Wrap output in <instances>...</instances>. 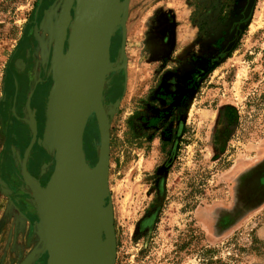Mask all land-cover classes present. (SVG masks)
I'll return each instance as SVG.
<instances>
[{
    "label": "rangeland",
    "instance_id": "obj_1",
    "mask_svg": "<svg viewBox=\"0 0 264 264\" xmlns=\"http://www.w3.org/2000/svg\"><path fill=\"white\" fill-rule=\"evenodd\" d=\"M39 1L0 0V264L48 261L37 199L61 118L47 101L75 10L42 0L36 17ZM249 1L129 0L102 85L108 264H264V0L246 15ZM101 147L94 114L93 170Z\"/></svg>",
    "mask_w": 264,
    "mask_h": 264
},
{
    "label": "water",
    "instance_id": "obj_2",
    "mask_svg": "<svg viewBox=\"0 0 264 264\" xmlns=\"http://www.w3.org/2000/svg\"><path fill=\"white\" fill-rule=\"evenodd\" d=\"M75 1L80 29L85 38L92 40V48L85 65L86 81L74 93L66 111L60 116L61 121H58L57 129L61 131V134L58 137L54 171L48 185L37 199L43 242L48 252L47 264H73L69 251L60 236V202L75 174L79 157L84 156V131L89 118L94 114L97 116L102 141L97 166L105 164V178L106 164L110 158V131L102 102V85L110 70L111 38L118 24L109 18L99 19L92 12L87 0H68V3L73 6ZM41 3L42 0L39 1L36 17ZM253 3L254 0L249 1L246 15L249 14ZM128 12L129 0H124V15L119 22L124 29ZM35 139L36 134L34 133L25 155L24 167H26Z\"/></svg>",
    "mask_w": 264,
    "mask_h": 264
},
{
    "label": "bare ground",
    "instance_id": "obj_3",
    "mask_svg": "<svg viewBox=\"0 0 264 264\" xmlns=\"http://www.w3.org/2000/svg\"><path fill=\"white\" fill-rule=\"evenodd\" d=\"M87 2L99 19L109 18L119 24L123 18V4L121 16L119 0H87ZM73 8L75 21L69 33L68 50L61 56L58 49L55 53L56 81L47 102L49 119L60 118L64 114L70 99L86 81L85 65L91 52L92 40L85 38L80 29L76 1L73 3ZM104 178L105 164L98 165L93 170L88 166L86 157L80 156L75 174L60 202V236L73 264H108L110 261L108 260L111 253L110 243L106 240L100 242L98 236V231L104 226L107 218L102 208H98L97 199Z\"/></svg>",
    "mask_w": 264,
    "mask_h": 264
},
{
    "label": "flooded vegetation",
    "instance_id": "obj_4",
    "mask_svg": "<svg viewBox=\"0 0 264 264\" xmlns=\"http://www.w3.org/2000/svg\"><path fill=\"white\" fill-rule=\"evenodd\" d=\"M48 102V101H47ZM29 122H31V124L34 122V119H33V117H30L29 118ZM33 137V136H32ZM36 140V139H35ZM26 167H27V163H26Z\"/></svg>",
    "mask_w": 264,
    "mask_h": 264
},
{
    "label": "crops",
    "instance_id": "obj_5",
    "mask_svg": "<svg viewBox=\"0 0 264 264\" xmlns=\"http://www.w3.org/2000/svg\"><path fill=\"white\" fill-rule=\"evenodd\" d=\"M262 233H264V231H261V235H262Z\"/></svg>",
    "mask_w": 264,
    "mask_h": 264
}]
</instances>
